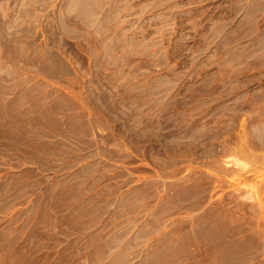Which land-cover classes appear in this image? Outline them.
<instances>
[{
    "label": "rangeland",
    "instance_id": "obj_1",
    "mask_svg": "<svg viewBox=\"0 0 264 264\" xmlns=\"http://www.w3.org/2000/svg\"><path fill=\"white\" fill-rule=\"evenodd\" d=\"M0 264H264V0H0Z\"/></svg>",
    "mask_w": 264,
    "mask_h": 264
}]
</instances>
